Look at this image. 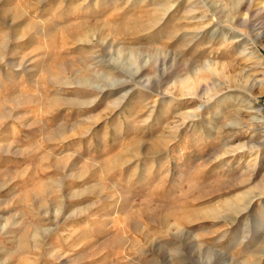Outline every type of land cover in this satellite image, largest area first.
<instances>
[{
	"label": "rangeland",
	"instance_id": "rangeland-1",
	"mask_svg": "<svg viewBox=\"0 0 264 264\" xmlns=\"http://www.w3.org/2000/svg\"><path fill=\"white\" fill-rule=\"evenodd\" d=\"M0 264H264V0H0Z\"/></svg>",
	"mask_w": 264,
	"mask_h": 264
},
{
	"label": "bare ground",
	"instance_id": "bare-ground-1",
	"mask_svg": "<svg viewBox=\"0 0 264 264\" xmlns=\"http://www.w3.org/2000/svg\"><path fill=\"white\" fill-rule=\"evenodd\" d=\"M253 42V41H252ZM255 45H254V48H256L257 47V44L259 43V41L258 40H255V42H253ZM252 52H254V49L252 50ZM263 60V59H262ZM209 67H212L211 65L209 66ZM214 68V67H213ZM242 70V69H241ZM244 72V76H245V79H244V83L246 84V85H249L251 88L255 85V84H257V81L255 80V79H253V77H252V74L251 73H245L246 71L244 70L243 71ZM186 95H192V94H195V92L194 91H189V92H186L185 93ZM257 157V156H256ZM249 202H250V200H249Z\"/></svg>",
	"mask_w": 264,
	"mask_h": 264
}]
</instances>
